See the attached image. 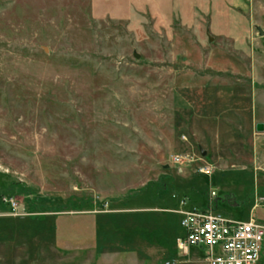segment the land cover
<instances>
[{
    "label": "rangeland",
    "instance_id": "1",
    "mask_svg": "<svg viewBox=\"0 0 264 264\" xmlns=\"http://www.w3.org/2000/svg\"><path fill=\"white\" fill-rule=\"evenodd\" d=\"M256 124L264 0H0V264H202L175 211L264 226Z\"/></svg>",
    "mask_w": 264,
    "mask_h": 264
},
{
    "label": "built area",
    "instance_id": "2",
    "mask_svg": "<svg viewBox=\"0 0 264 264\" xmlns=\"http://www.w3.org/2000/svg\"><path fill=\"white\" fill-rule=\"evenodd\" d=\"M199 173L207 175L202 167ZM215 192L203 208H188L184 200L175 211L182 235L175 240L181 254L197 252L202 264H257L264 244V226L252 216L247 221L227 218L213 209Z\"/></svg>",
    "mask_w": 264,
    "mask_h": 264
},
{
    "label": "crops",
    "instance_id": "3",
    "mask_svg": "<svg viewBox=\"0 0 264 264\" xmlns=\"http://www.w3.org/2000/svg\"><path fill=\"white\" fill-rule=\"evenodd\" d=\"M253 120H254V122L256 121L255 119H253ZM202 138L204 139V136ZM219 197L220 198H215V201L213 200V209H214L215 212H217V210H218V204H224L225 206H228V205H230V204L233 203L234 204V207H238V206H240V207L242 206L243 208L245 207V205L242 204L243 200L236 198L234 196V194H232L231 192H225V191H223V194L220 195ZM246 197H250V196L247 195ZM223 216H225V215H223ZM227 218H229V217H227ZM235 220H240V219H235ZM263 248H264V244H263ZM262 251H263V249H262Z\"/></svg>",
    "mask_w": 264,
    "mask_h": 264
},
{
    "label": "water",
    "instance_id": "4",
    "mask_svg": "<svg viewBox=\"0 0 264 264\" xmlns=\"http://www.w3.org/2000/svg\"><path fill=\"white\" fill-rule=\"evenodd\" d=\"M209 40H212V38H209ZM137 57V56H136ZM256 131L257 132H262L264 131V124H257L256 125ZM203 154V153H202Z\"/></svg>",
    "mask_w": 264,
    "mask_h": 264
},
{
    "label": "trees",
    "instance_id": "5",
    "mask_svg": "<svg viewBox=\"0 0 264 264\" xmlns=\"http://www.w3.org/2000/svg\"><path fill=\"white\" fill-rule=\"evenodd\" d=\"M1 207H3V197H2V195H0V209H2ZM181 235H182V232H181L180 236Z\"/></svg>",
    "mask_w": 264,
    "mask_h": 264
}]
</instances>
